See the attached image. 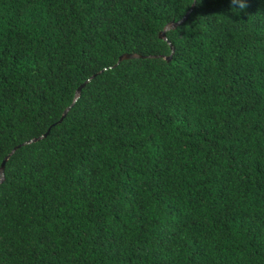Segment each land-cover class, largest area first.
Instances as JSON below:
<instances>
[{"label":"trees","instance_id":"1","mask_svg":"<svg viewBox=\"0 0 264 264\" xmlns=\"http://www.w3.org/2000/svg\"><path fill=\"white\" fill-rule=\"evenodd\" d=\"M246 3L0 0V264H264V0Z\"/></svg>","mask_w":264,"mask_h":264},{"label":"water","instance_id":"2","mask_svg":"<svg viewBox=\"0 0 264 264\" xmlns=\"http://www.w3.org/2000/svg\"><path fill=\"white\" fill-rule=\"evenodd\" d=\"M194 5H195V3L193 4V6H192V8L190 9V11L187 12L186 15H185L181 20H179V21H177V22H173V21H172V22L168 23V24L165 26V28L160 32L159 37L162 38V39H164V40H166V41H168V42L170 43V41H169V39H168V37H167L166 32H167L168 30L174 29V28L177 27L178 25L182 24V23L186 20V18L188 17L189 13L192 11ZM171 46H172V45H171ZM172 49H174L173 46H172ZM139 57H143V56L140 55V54H138V53H124V54H122V55L119 57L118 64H119L121 61H123V60L133 59V58H139ZM167 59L170 60V59H171V56H168ZM93 77H94V76H93ZM93 77H91V78H93ZM91 78L88 79V80H86L82 85H80V86L78 87V89L76 90V95H75V99H74L73 104H74V103L77 101V99L79 98L82 88H83L87 83H89V82L91 81ZM73 104H72V105H73ZM72 105H70V106L64 111V114H63V116H62L61 119H63V118L67 115V112L70 110V108L72 107ZM46 135H47V133L44 134V135H42V136H40V137H38V138H34V139L29 140V141H26V142L23 143V145H25V144H29V143H32V142H35L36 140L41 139V138H43V137L46 136ZM15 149H16V148H15ZM15 149L12 151V153L15 151ZM5 160H6V159H5ZM5 160H4V162L2 163V165H1V167H0V183H1L2 181H4V178H5V175H4V172H5Z\"/></svg>","mask_w":264,"mask_h":264},{"label":"clouds","instance_id":"3","mask_svg":"<svg viewBox=\"0 0 264 264\" xmlns=\"http://www.w3.org/2000/svg\"><path fill=\"white\" fill-rule=\"evenodd\" d=\"M247 7L246 0H229L228 8L225 11V14H239L243 12Z\"/></svg>","mask_w":264,"mask_h":264}]
</instances>
